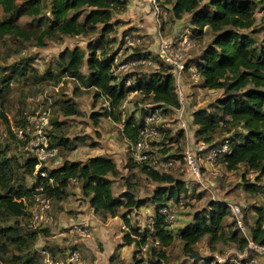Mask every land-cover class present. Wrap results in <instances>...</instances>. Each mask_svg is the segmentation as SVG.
<instances>
[{
    "label": "trees",
    "instance_id": "trees-1",
    "mask_svg": "<svg viewBox=\"0 0 264 264\" xmlns=\"http://www.w3.org/2000/svg\"><path fill=\"white\" fill-rule=\"evenodd\" d=\"M157 2L161 7L160 11L163 5L170 11L173 19L178 20L187 15L193 37L200 40L203 36H209L208 42L204 45L200 40L198 46L201 52L192 60L194 64L185 61V65L187 68L194 66L202 88L221 90L222 96L217 106L223 115L216 117L209 113L207 108L192 110L193 114L191 113V119L189 118L191 127H195L196 139L212 144L211 135L220 125H240V130L236 134L233 133L232 136L224 137L215 143L220 144L224 139L229 141V150L218 159H222L228 170L236 169L242 164L248 170L255 172V182H247L246 188L248 191H256L259 187L257 183L264 176V43L257 42L250 33L256 30L257 7L264 9V0H157ZM0 7L7 15V19L0 20V32L26 41L34 40L36 46H44L46 39L52 38L55 34L84 36L94 32L98 24L101 25L98 42L87 44V52L80 47L62 51L58 56L60 73L49 75L54 79L67 75L79 79L85 86L94 88V96L102 97L107 102L102 114L121 124L122 133L128 143L137 140L148 109H158L163 115L165 112L173 114L174 109L179 107L175 93V79L156 52L154 56L162 66H166V71L162 70L160 65L157 70L142 76L121 75L112 70L116 54L115 52L109 54L105 48L109 42L107 34L112 29L110 20L113 13L125 10L126 0H0ZM45 8L49 19L44 27L27 29L14 20L21 15L39 16ZM142 53L132 57L145 56L152 61V64L146 66L153 65V55H149L147 51ZM83 65L87 70L86 75L80 74ZM20 72L24 73L23 69ZM128 78L131 79L130 85L126 84ZM132 92L149 99L145 114L138 120L135 119L134 114L123 117L121 109ZM62 110L65 115L75 114L77 106L75 102L66 103L62 106ZM98 116L99 114H94V120H97ZM26 123H19L20 127L25 128ZM52 123L57 126L60 124L55 120ZM168 132L169 128L159 142L162 146L159 152L168 153L166 157L180 159L183 140L177 155L170 154V149L166 148L170 145L164 146L165 141H168L165 140ZM51 140L56 145L60 143L59 141H64L65 145L68 142L64 138L57 142L54 136H51ZM173 142L172 140L169 143L173 144ZM8 159L0 153V235H5L10 243L21 242L25 246L26 239L22 238L14 226L5 227L3 222L10 217L30 218L28 206L32 204L35 188L39 184L44 186V193L50 200L58 202L66 196L68 186L72 183L71 179H76V185H79L82 194L88 198L89 206L94 213L103 216L114 217L119 215L121 208L135 210L144 204L142 199H135L134 192L130 189H126L120 195L113 194L112 185L119 170L114 159L104 154L90 156L84 163L64 161L60 166L51 169L41 165L36 173L34 171L38 160L33 154H29L24 167L26 173L32 177L30 185L23 180L19 183L13 182ZM133 162L148 179L159 184L150 198L153 208V213L149 216L150 224L143 230L132 224L131 212L120 214L126 227L123 230V242L126 245H135L133 253L138 256L136 262L140 264V252L146 243L157 240L158 244L168 246L175 238L176 230L164 221L159 208L170 200L184 198L189 183L175 177L172 172L161 173L143 163ZM40 171H44L46 176L42 177ZM50 179L52 182L49 181ZM262 189L264 190V185ZM186 207L187 203H185ZM229 212L226 201L216 198H212L208 207L197 210L192 220L186 226L180 227L178 233L176 232V237L182 242L183 250L186 253H193V246L205 236L213 241L224 238L223 228ZM242 217L244 221L243 213ZM30 225L34 229L40 227L32 223ZM248 230L254 241L264 244V226L259 218ZM150 235L152 237L149 240ZM30 237L34 238L35 234L32 233ZM227 239L240 250L244 249L245 239L238 229H235ZM156 246H150L147 253H155ZM42 248L49 250L46 247ZM52 254L55 255L53 252ZM157 257L156 262L152 264H161L165 252L158 251ZM39 258L40 254L35 258L30 252H25L19 264H37ZM211 263L231 264L228 260L218 262L216 258L211 259ZM241 263H244V259L235 264Z\"/></svg>",
    "mask_w": 264,
    "mask_h": 264
},
{
    "label": "rangeland",
    "instance_id": "rangeland-1",
    "mask_svg": "<svg viewBox=\"0 0 264 264\" xmlns=\"http://www.w3.org/2000/svg\"><path fill=\"white\" fill-rule=\"evenodd\" d=\"M162 8L159 26L154 21L153 8L147 0H130L125 10L113 13L110 20L112 29L107 34L109 42L105 46L109 54L115 52L116 60H122L147 51L154 58V64L151 66L119 70L117 73L142 76L157 70L159 65L162 70L166 71V66H162L157 61L158 58L154 56L158 32L175 42L182 40L183 37L190 38L193 45L187 51L186 61L194 64L192 60L201 52L198 46L200 40L204 45L208 42L209 36H203L200 40L193 37L187 15L182 18L181 22H178L172 18L170 11L165 9L166 7L162 5ZM260 9L262 13H258ZM47 15L48 11L45 8L39 16L21 15L14 20L24 28L33 29L44 27L48 23ZM147 17L149 22L145 23L144 20ZM3 18L7 19V15L0 7V20ZM100 27L101 25L98 24L94 32L84 36L55 34L52 38L46 39L44 46L34 45V40L26 41L11 34L3 35L0 32V153L5 158H9L13 182L19 183L23 180L30 185L32 177L26 173L24 163L31 154L26 147H29V142L32 141L31 134H34L35 123L30 125L25 120L28 116H35L37 112L39 114L36 119H38L43 111H47V123H43L42 130L49 145L58 148V154L44 164L48 169L60 166L64 161L84 163L90 156L108 153L115 158L119 170L112 185L113 194L120 195L126 189H130L134 192L135 199H142L144 204L135 210L121 208L119 215L114 217L94 212L92 214L88 198L82 194L79 185L71 183L63 200L50 201L49 223L34 229L27 216L5 219L4 226L10 225L18 229L22 238L26 239V244L24 246L21 242L10 243L5 235H0V264H19L25 252H30L37 258L39 257L38 249L41 247L48 248L55 256H63L73 246L77 247L81 258V262L77 264H137L138 256L133 253L135 245L132 248L131 245H125L123 242L124 222L120 214L131 212L130 221L134 226L143 230L148 226L149 216L153 213L150 198L159 184L145 177L134 165L130 159L128 141L122 133L121 124L113 121L108 115L102 114L107 102L102 97L94 96V88L85 86L79 79H73L67 75L59 76L57 79L49 75L60 73L58 56L62 51L67 48L80 47L87 52V44L98 42ZM255 27L256 30L250 33L251 36L257 42L264 43V9L260 6L257 7ZM126 33L140 35L144 41L136 47H127L122 41V36ZM23 67L26 69L24 70ZM22 69L24 73L20 72ZM80 74H87L85 65L80 68ZM182 82L188 113L190 110L207 108L208 112L216 117L223 115L217 106L222 96L221 90L213 91L202 88L200 81L192 78L188 71L184 73ZM128 96L121 107L123 117L134 114L135 119L138 120L145 114L149 99L135 92ZM71 102H75L77 112L65 115L62 106ZM94 114H99L97 120H94ZM163 116L169 126L168 137L165 140L174 141L166 148L170 149V154L177 155L185 133L178 128L171 113L165 112ZM54 120L60 124L58 126L53 124ZM21 122L30 126L29 130H26V141L19 139L15 132L22 124ZM38 123L42 124L40 118ZM239 126L220 125L211 135V143L215 144L224 137L236 134L240 130ZM192 128L195 129L193 126ZM51 136H54L57 142L61 138L66 139L67 145L64 141H59L60 143L56 145L52 142ZM172 174L189 183L187 195L184 197L187 207L182 210L184 212L181 214L186 222L189 223L197 210L208 207L212 198H216L220 201L239 204L248 228L253 226L258 218L264 226V190L262 189L264 176L257 183L259 187L256 191H248L247 182H255V172L248 170L242 164L236 169L228 170L221 158L215 164L203 168L202 182H190L179 166ZM129 184L131 186H128ZM72 204H76L75 208H82L81 210L89 212H72ZM72 224H87L91 232L90 237H82L73 233ZM172 228L176 230L175 238L168 246L159 243L156 244L155 253H146L149 264L156 262L157 252L160 250L165 252L161 264H212L211 259L215 258V255L223 256L231 264L241 262V258H245L246 261L243 251L227 239L235 229H238L230 212L225 219L224 238L213 241L205 236L193 246V253H186L183 250L182 242L176 237L179 229H176V223ZM94 229L95 234L93 235ZM32 233L35 234L34 238L30 237ZM151 237L152 235L148 239L150 240Z\"/></svg>",
    "mask_w": 264,
    "mask_h": 264
},
{
    "label": "built area",
    "instance_id": "built-area-1",
    "mask_svg": "<svg viewBox=\"0 0 264 264\" xmlns=\"http://www.w3.org/2000/svg\"><path fill=\"white\" fill-rule=\"evenodd\" d=\"M148 1L153 8L152 15L154 21L159 26V16H161L159 3L157 0ZM157 37L156 54L159 59L168 66L169 72H171L175 79V93L177 95L179 107L174 109V113L171 114V116L177 123L178 128L185 133L181 157L180 159L166 157L168 153L161 154L159 152V148L162 147L159 145V142L162 140L169 126L158 109H148L147 113L144 115L137 140L129 143L130 157L133 161L143 163L149 168L161 173L173 172L177 166H179L180 170L185 173L190 182H202L201 177L203 175V168L207 167V165L215 164L218 157L229 150V141L228 139H224L220 144H206L203 140L196 139L194 135V129L191 127V121L189 120V118L191 119L190 114L192 110H190L189 113L187 112L186 95L182 82V77L186 70L190 72L192 78H198L194 66H189L187 68L185 65L187 51L193 45L190 38L183 37L182 40L175 42L171 38L163 37L160 32H158ZM122 40L127 47H136L144 41V38L140 35L126 33L122 36ZM150 64H152V61L145 56L136 58L131 57L128 59L115 60V65L112 67V70L117 73L119 70L133 69L135 67H142ZM126 84H131L130 78L126 80ZM38 114L37 112L35 116H28L26 118L27 124L31 125L35 123L33 126L34 134H31L33 136L32 141L29 142L30 146L26 147V150L33 154L38 160L35 166V173L39 171L41 165H44L48 160L56 156L58 152L57 147L49 145L46 140V135L42 130L43 123H47L48 112L43 111L41 113L39 118L42 124L38 123L39 118L36 119ZM29 128L30 126H26L25 128L18 127L15 131L18 138L21 140L25 139L26 141V133ZM165 142V146L172 144L168 141ZM39 173L42 177L46 176L44 171H40ZM49 181L52 182L51 179ZM71 182L77 184L76 179L72 178ZM50 201V198L44 193V186L42 184L36 186L33 194V202L29 208L30 223L34 226L49 223ZM185 203L186 199L182 197L178 200H170L159 208V212L162 214L164 221L169 227L175 226L179 212L185 209ZM226 203L230 214L234 218L236 227L245 239V246L242 250L246 257V261L244 258V264H261L258 258L264 259V244L258 243L251 238L248 227L243 221L241 206L231 201H226ZM125 228L126 227L123 225L122 229ZM71 231L82 237H90L91 235L87 224H72ZM156 244H158L157 240L148 242L142 247L140 252L142 255L140 257V264H149L146 258L148 247ZM39 254L40 258L37 264H77L81 262L77 248H70L63 256H55L50 250L41 247L39 249ZM215 258L218 262L226 260L223 256L218 255H215Z\"/></svg>",
    "mask_w": 264,
    "mask_h": 264
},
{
    "label": "crops",
    "instance_id": "crops-1",
    "mask_svg": "<svg viewBox=\"0 0 264 264\" xmlns=\"http://www.w3.org/2000/svg\"><path fill=\"white\" fill-rule=\"evenodd\" d=\"M128 1H130V0H128ZM128 1H127V4H128ZM148 1V0H147ZM149 2V1H148ZM142 4V3H141ZM149 4H150V2H149ZM151 5V4H150ZM140 6V5H139ZM141 6H143V4L141 5ZM142 9H144V8H142ZM146 9V8H145ZM258 13H262V9H260V10H258ZM261 15V14H260ZM148 17H150V15H148ZM147 17V19L146 20H144V22L145 23H148L149 22V18ZM182 21V18L181 19H178V22H181ZM188 21V20H187ZM151 28L149 27V30H150ZM146 33H151V32H146ZM155 35V34H154ZM156 48H157V46H156ZM154 52H156V49L154 50ZM128 145H129V143H128ZM104 155H107V156H110L111 158H113L114 159V161H115V158L112 156V155H109L108 153L107 154H105L104 153ZM133 161V160H132ZM116 162V161H115ZM134 163V162H133ZM137 166V165H136ZM138 167V166H137ZM145 175V174H144ZM146 177V176H145ZM76 204H78L79 202H75ZM76 204H72V206H71V209H72V212H89V211H83V210H81L82 208H75V205ZM74 205V206H73ZM79 210V211H78ZM90 212L93 214V209L92 208H90ZM184 211H181L180 213H179V217H178V220L176 221V229H178V228H180V227H182L184 224H186V223H188V222H186L185 220H184V217L181 215L182 213H183ZM110 217V216H109ZM148 224H150V218H149V223ZM182 225V226H181ZM92 234L94 235L95 234V229H94V231L92 232ZM126 245V244H125ZM131 246H132V248H133V246H134V244H131ZM112 257V256H111ZM111 259V258H110ZM259 259V262L261 263V264H264V259L263 258H258Z\"/></svg>",
    "mask_w": 264,
    "mask_h": 264
}]
</instances>
